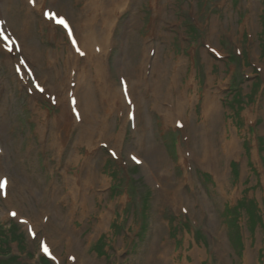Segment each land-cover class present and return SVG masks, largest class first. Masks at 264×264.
Returning a JSON list of instances; mask_svg holds the SVG:
<instances>
[{"label": "rangeland", "instance_id": "obj_1", "mask_svg": "<svg viewBox=\"0 0 264 264\" xmlns=\"http://www.w3.org/2000/svg\"><path fill=\"white\" fill-rule=\"evenodd\" d=\"M28 1L0 0V20L34 75L60 90L19 81L25 53L0 40V259L264 264V0ZM43 8L95 46L77 41L76 54L61 29L39 22ZM88 87L90 135L80 116Z\"/></svg>", "mask_w": 264, "mask_h": 264}, {"label": "bare ground", "instance_id": "obj_2", "mask_svg": "<svg viewBox=\"0 0 264 264\" xmlns=\"http://www.w3.org/2000/svg\"><path fill=\"white\" fill-rule=\"evenodd\" d=\"M122 6H124V5H122ZM42 6H40V8H41ZM43 11H44V9H42V12L41 13H43ZM86 30V32L87 33H90L89 32V27L88 28H86L85 29ZM104 32V31H103ZM24 38V37H23ZM87 40V39H86ZM84 50V49H83ZM85 51V50H84ZM90 51V50H89ZM88 53V52H87ZM99 66V65H98ZM154 66H155V64H154ZM154 66H153V68H154ZM94 67H95V65H94ZM152 68V69H153ZM158 68V67H157ZM156 68V69H157ZM154 70V69H153ZM158 70H159V68H158ZM158 70H157V72H158ZM155 71V70H154ZM157 74V73H156ZM139 75V74H138ZM138 75L136 76V77H138ZM86 78V77H85ZM84 78V79H85ZM138 79V78H137ZM139 80V79H138ZM144 81V80H143ZM85 83V82H84ZM108 88H110V87H108ZM154 88V92L156 93V91H158V90H156V89H158V87L157 86H155V87H153ZM87 91L86 92H84V94H83V96H82V101H83V104L85 105L84 106V109L83 110H81L80 111V116L82 117V118H84V119H82L83 120V122H84V126L86 127H84L85 128V133H87V134H91L90 132H91V130H93V127H92V123H94V107H93V102H92V98H90V96H91V94H90V89H89V87L86 89ZM85 91V90H84ZM99 91V90H98ZM107 94V99H108V101H112V99L114 98L113 97V95L112 94H109V93H106ZM165 94V93H164ZM95 95V94H94ZM170 96V95H169ZM166 99H167V97H166ZM169 101V100H168ZM115 102V101H114ZM206 103H207V101H206ZM206 103H205V105H204V108H203V114L205 115V116H207V117H214V114H216V112H217V110H218V107H217V102H216V100L214 101V97H213V99H211V98H209V100H208V106H206ZM82 104V105H83ZM183 104V103H182ZM112 106H113V104H112ZM165 106V105H164ZM174 107V106H173ZM211 108V109H210ZM66 110V113L68 114V109L67 108H65ZM66 115V114H65ZM65 117V116H64ZM66 118V117H65ZM169 118H170V116H169ZM67 119V118H66ZM165 119V118H164ZM213 122V121H212ZM172 123V122H171ZM88 124H90V125H88ZM88 125V126H87ZM91 129V130H90ZM92 136V135H91ZM207 139V138H206ZM205 139V140H206ZM231 139L232 140H230V142H229V144H227V148L226 149H230V150H233V149H235L236 147H237V140L234 138V137H231ZM204 140V142H203V144H205V143H207L208 141L206 140L205 141ZM203 141V140H202ZM231 143V144H230ZM224 144V143H223ZM208 146V145H207ZM225 147V146H224ZM202 149V148H201ZM206 149H208V148H206ZM205 149V150H206ZM210 150H211V148H209ZM208 149V150H209ZM226 149H225V151H226ZM204 152V151H203ZM206 152V151H205ZM201 153V152H200ZM206 155H207V153H206ZM225 155V154H224ZM202 156V155H201ZM208 156V155H207ZM210 157V156H209ZM215 157V156H214ZM200 158H202V157H200ZM210 159V158H209ZM207 160V159H206ZM216 159H214V161H215ZM213 161V160H212ZM209 163V162H208ZM214 164V163H213ZM217 167V166H216ZM214 169H217V168H215V167H213ZM74 182V181H73Z\"/></svg>", "mask_w": 264, "mask_h": 264}, {"label": "snow or ice", "instance_id": "obj_3", "mask_svg": "<svg viewBox=\"0 0 264 264\" xmlns=\"http://www.w3.org/2000/svg\"><path fill=\"white\" fill-rule=\"evenodd\" d=\"M30 2H32V0H30ZM45 15L50 20L55 21L56 24L61 25V26H63L66 29L68 28V25H67L66 21L62 17L61 18H57L55 16V14H50V13H45ZM69 36L71 37V32L70 31H69ZM73 43L75 44V41H73ZM9 50H11V49H9ZM41 91H42V89H41ZM133 159H135V157H133ZM137 162L139 163V161H137ZM6 184H7L6 179L0 180V190H3L4 187L6 186ZM44 251L47 252L48 251L47 248H44Z\"/></svg>", "mask_w": 264, "mask_h": 264}, {"label": "trees", "instance_id": "obj_4", "mask_svg": "<svg viewBox=\"0 0 264 264\" xmlns=\"http://www.w3.org/2000/svg\"><path fill=\"white\" fill-rule=\"evenodd\" d=\"M0 253H2L1 250ZM0 264H20V263L16 261L14 258H7V259H0Z\"/></svg>", "mask_w": 264, "mask_h": 264}]
</instances>
